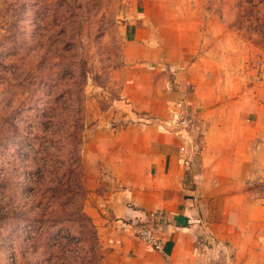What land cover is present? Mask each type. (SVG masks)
I'll list each match as a JSON object with an SVG mask.
<instances>
[{"label": "rangeland", "instance_id": "374dc122", "mask_svg": "<svg viewBox=\"0 0 264 264\" xmlns=\"http://www.w3.org/2000/svg\"><path fill=\"white\" fill-rule=\"evenodd\" d=\"M157 142L219 188L195 255L263 258L264 0H0V264H129L106 203Z\"/></svg>", "mask_w": 264, "mask_h": 264}, {"label": "crops", "instance_id": "0c3cea01", "mask_svg": "<svg viewBox=\"0 0 264 264\" xmlns=\"http://www.w3.org/2000/svg\"><path fill=\"white\" fill-rule=\"evenodd\" d=\"M137 26V25H136ZM142 34L140 24L134 32L128 29L127 42L137 43L142 49H149L151 42H141L138 35ZM146 52V51H145ZM144 52V53H145ZM143 54V50H142ZM145 55V54H144ZM170 141V137H167ZM170 142H157L150 146L156 164L150 166L152 176L136 182L121 183V191L114 193L106 203L105 237L111 242L113 257L116 262L129 264H205L208 259L195 255V239L199 224L202 221L198 210L199 202L217 196L219 188L206 182L205 176L193 170L188 176L187 165L181 164L178 145ZM149 148V149H150ZM187 158V155H186ZM207 167V160H203ZM200 200V201H199ZM146 212H154L164 220L160 227L163 239L161 251L150 250L138 240L127 223H133ZM202 229V228H201ZM236 232L235 227L232 230ZM234 257L232 264H264V257L253 262L252 247H240L233 243ZM247 245V244H245Z\"/></svg>", "mask_w": 264, "mask_h": 264}, {"label": "built area", "instance_id": "2783aa9c", "mask_svg": "<svg viewBox=\"0 0 264 264\" xmlns=\"http://www.w3.org/2000/svg\"><path fill=\"white\" fill-rule=\"evenodd\" d=\"M164 220L154 212H146L143 217L138 218L133 223H127L133 229L134 236L143 242L150 250L161 251L163 239L160 236V227Z\"/></svg>", "mask_w": 264, "mask_h": 264}, {"label": "trees", "instance_id": "16d2710c", "mask_svg": "<svg viewBox=\"0 0 264 264\" xmlns=\"http://www.w3.org/2000/svg\"><path fill=\"white\" fill-rule=\"evenodd\" d=\"M79 115H80V121H81V119H82V117H83V108L79 111ZM66 128H67V130H68V133L70 134L69 135V138L68 139H73L74 140V142H75V144L74 145H76V146H78L79 144H80V142H81V139H76L77 138V136H78V134H79V132L81 131V129L82 128H79L78 127V129L76 128V127H74V130L76 129V130H78V131H75L74 133H70V126H68V125H66ZM67 130H66V132H67ZM74 163H76L77 164V166H79V164H81V155H77L75 158H74ZM60 185V184H59Z\"/></svg>", "mask_w": 264, "mask_h": 264}]
</instances>
